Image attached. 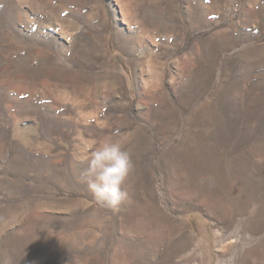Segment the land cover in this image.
Listing matches in <instances>:
<instances>
[{
    "label": "rangeland",
    "instance_id": "obj_1",
    "mask_svg": "<svg viewBox=\"0 0 264 264\" xmlns=\"http://www.w3.org/2000/svg\"><path fill=\"white\" fill-rule=\"evenodd\" d=\"M118 1L0 0V264H264V0Z\"/></svg>",
    "mask_w": 264,
    "mask_h": 264
},
{
    "label": "clouds",
    "instance_id": "obj_2",
    "mask_svg": "<svg viewBox=\"0 0 264 264\" xmlns=\"http://www.w3.org/2000/svg\"><path fill=\"white\" fill-rule=\"evenodd\" d=\"M125 137H105L90 141V153L76 157L86 162L82 179L87 183L95 200L105 206L117 207L124 201L128 193L122 188L126 178L133 169L128 151L124 150Z\"/></svg>",
    "mask_w": 264,
    "mask_h": 264
},
{
    "label": "bare ground",
    "instance_id": "obj_3",
    "mask_svg": "<svg viewBox=\"0 0 264 264\" xmlns=\"http://www.w3.org/2000/svg\"><path fill=\"white\" fill-rule=\"evenodd\" d=\"M21 1H23V0H21ZM129 1V0H128ZM136 1V0H135ZM154 1V0H153ZM118 2H120L121 3V11H123V14H124V20L125 21H128V22H130V21H132L131 20V17H132V15H131V11H130V9H131V7H130V3L129 2H126V3H124L123 4V2H122V0H119ZM150 2H152V1H150ZM137 3V2H136ZM156 4H157V2H156ZM155 5V4H154ZM152 6V5H151ZM155 7H157L156 8V10H155V12L158 10V8H159V6L158 5H156ZM152 10V9H151ZM160 12V11H159ZM169 13H170V11H169ZM156 14V13H155ZM154 16V15H153ZM85 18L86 19H88V20H102L103 19V16H101V14H97L96 12H92V13H89V14H86L85 15ZM136 19V18H135ZM129 25V24H128ZM179 34V33H178ZM64 36V35H63ZM20 50V47H17V51H19ZM22 51L24 52V50L22 49ZM19 53V52H18ZM33 52L30 54L29 53V57H34L33 55ZM38 55H40V56H42L43 54H42V52H38L37 53ZM148 61V60H147ZM146 61V62H147ZM149 64V63H148ZM151 73H152V70H151ZM157 81V79L155 80V82ZM152 82V81H151ZM148 83V92L150 91V93H154V88H155V85H154V83ZM157 83V82H156ZM150 95V94H149ZM152 95V94H151ZM151 97V96H150ZM222 251H225L226 250V246H222Z\"/></svg>",
    "mask_w": 264,
    "mask_h": 264
},
{
    "label": "crops",
    "instance_id": "obj_4",
    "mask_svg": "<svg viewBox=\"0 0 264 264\" xmlns=\"http://www.w3.org/2000/svg\"><path fill=\"white\" fill-rule=\"evenodd\" d=\"M235 264H242V262H235Z\"/></svg>",
    "mask_w": 264,
    "mask_h": 264
}]
</instances>
